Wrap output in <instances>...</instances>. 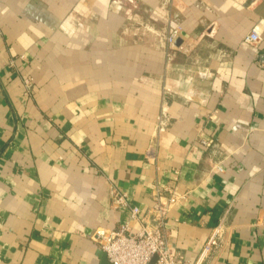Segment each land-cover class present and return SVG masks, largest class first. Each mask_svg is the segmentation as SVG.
<instances>
[{
    "label": "crops",
    "instance_id": "0c3cea01",
    "mask_svg": "<svg viewBox=\"0 0 264 264\" xmlns=\"http://www.w3.org/2000/svg\"><path fill=\"white\" fill-rule=\"evenodd\" d=\"M159 207L190 261L218 229L206 264H264V0H0V264H102Z\"/></svg>",
    "mask_w": 264,
    "mask_h": 264
},
{
    "label": "built area",
    "instance_id": "2783aa9c",
    "mask_svg": "<svg viewBox=\"0 0 264 264\" xmlns=\"http://www.w3.org/2000/svg\"><path fill=\"white\" fill-rule=\"evenodd\" d=\"M181 36V27L174 26L167 35L169 44L174 45L178 37ZM246 41L258 42L261 40L259 33L252 31L246 37ZM203 145L208 146L210 140L201 138ZM171 195L168 198L169 205L186 199L187 195L177 194L170 187H166ZM116 196L121 204H127V195L116 192ZM160 209V207H159ZM161 217L157 225L142 223L138 231L133 232L130 222L121 225L119 228L108 229L98 228L95 232L100 243V248L106 252L111 264H150L154 255H157L156 264H206L207 260L215 255L224 244L221 232L215 229L206 240L202 251L195 261H190L182 253L168 244L167 235L164 228L165 209H160ZM140 208L131 207V219L138 220Z\"/></svg>",
    "mask_w": 264,
    "mask_h": 264
},
{
    "label": "water",
    "instance_id": "95a60500",
    "mask_svg": "<svg viewBox=\"0 0 264 264\" xmlns=\"http://www.w3.org/2000/svg\"><path fill=\"white\" fill-rule=\"evenodd\" d=\"M181 42H182V38L179 37V38H177V40L175 41V44H176V45H180ZM100 257H101V260H102V264H111L110 261H109L108 258H107V254H106L105 251L101 250V252H100ZM156 260H157V255H154L150 263H153V262L156 261Z\"/></svg>",
    "mask_w": 264,
    "mask_h": 264
}]
</instances>
